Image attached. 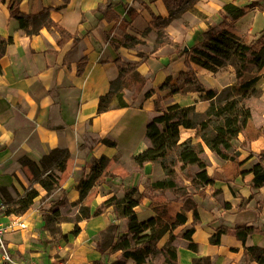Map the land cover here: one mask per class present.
<instances>
[{
    "label": "crops",
    "instance_id": "obj_1",
    "mask_svg": "<svg viewBox=\"0 0 264 264\" xmlns=\"http://www.w3.org/2000/svg\"><path fill=\"white\" fill-rule=\"evenodd\" d=\"M252 2L254 4L250 5ZM229 3L245 8L244 15L235 19L224 17L222 6ZM8 7V1L0 2V37L11 38L0 57L1 202L8 186L27 182L20 159L28 157L44 169L43 156L53 148L67 149L72 158L62 183L47 195L54 199L58 210L60 204L79 200V180L102 155L110 160L108 167L92 184L88 199L83 200L84 204L89 200L91 212L109 197L123 196L132 186L142 192L147 187L146 180L164 178L157 162H146L138 168L133 160L148 147L146 127L149 117L156 113L154 100L160 97L163 109L173 104L193 105L198 113L209 104L203 97V90H187L163 98L170 88L161 89L159 84L169 77L173 85L179 73L188 70L186 55L181 52L203 40L202 31L208 24L222 21L225 29L235 35L246 36L249 41L260 39L264 43V0H199L192 10L165 28L175 44L157 48L154 47L157 34L152 28V15H168L163 0H21L20 12L36 14L48 8L50 19L63 30L43 27L32 36L19 29ZM131 13L134 16H130ZM121 19L128 22L122 31L144 43L121 44ZM148 27L151 29L142 35ZM140 53L148 56L141 59ZM116 58L140 62L137 70L145 83L140 91L134 85L123 90L122 100L126 105L111 103L109 109L98 113L99 97L109 91L110 82L119 75ZM191 67L205 90H220L237 81L232 66L216 72L194 63ZM258 75L262 85L260 97H264V66ZM135 90L137 95L132 96ZM148 90L153 93L145 97ZM133 97L138 104H130ZM261 119L259 127L252 115L256 135L247 140L245 146H241L245 136L237 135L238 168L228 160L218 159L205 147L207 174L216 179L213 184L194 189L181 203L187 220L174 230L178 237L177 264H193V258L202 257H207L210 264H259L249 258L245 248L264 249V184L255 187L251 171L257 154L264 150V110ZM196 131V128L180 127V141L188 137L199 141ZM104 138L114 145L101 142ZM117 170H124L127 175L120 176ZM187 172L188 169L182 171L183 174ZM190 172L194 175L192 169ZM184 184L190 186L186 179ZM36 189L38 196L45 194L41 187L36 186ZM149 202L145 198L134 208L139 220L154 216ZM241 202L244 206L239 208ZM194 208L198 221L190 238L196 248L190 249L182 236L193 227ZM15 215L0 210V223H6ZM18 215L27 227L6 232L3 245L17 258L37 260L41 264H119L120 250L102 253L96 246L108 226L117 225L119 234L127 230L126 219L118 217L112 206L98 215L77 221L80 230L76 235L71 233L75 225L71 219L57 222L56 232L49 231L37 199ZM237 224H252L256 231L242 241L235 235ZM220 228H224L220 242L211 243V235ZM166 239L167 235L163 236L159 245ZM0 264L6 263L0 261ZM122 264H135V261L128 258Z\"/></svg>",
    "mask_w": 264,
    "mask_h": 264
},
{
    "label": "trees",
    "instance_id": "obj_2",
    "mask_svg": "<svg viewBox=\"0 0 264 264\" xmlns=\"http://www.w3.org/2000/svg\"><path fill=\"white\" fill-rule=\"evenodd\" d=\"M6 1L9 2L10 17L17 20L19 29L27 35L38 34L43 27H54L60 32L63 31L50 19L48 8H44L36 14H24L19 10L21 0H0L2 3ZM198 1L163 0L168 15L166 17L152 15V28L157 34L154 40L155 48L164 44H175L166 33L165 28L171 21L180 19L183 13L192 10ZM253 4V2L250 3V5ZM222 7L224 17L231 16L235 19L245 13V8L232 3ZM130 16H134V14L131 13ZM120 23L121 44L132 46L136 43H144L141 39L122 31V28L128 25L126 20L121 19ZM150 29L151 27L146 28L142 35L147 34ZM202 36L203 40L198 45L181 52L186 55L185 65L188 70L181 71L173 85L170 84V78L167 77L163 83L159 84V88H170V91L163 98L177 92L203 90V97L209 100L208 106L202 113L196 112L193 105L173 104L163 109L160 105L161 98L157 97L154 100L156 113L149 117L146 127L148 147L133 157L138 168H141L146 162H157L164 173V178L146 180L147 187L142 192L137 186H132L125 191L123 196L113 195L91 212L89 200L85 204L83 200L88 199L92 184L108 167L110 160L102 155L89 166V173L81 177L78 182L79 200L69 203L74 207L80 204L74 216L69 218L62 216L60 210L56 208L57 205L42 211L45 226L49 231L56 232L57 222L63 219H71L75 221L71 233L76 235L80 230L77 221L98 215L106 207L112 206L118 217L126 219L127 230L125 233L119 234L117 225L108 226L96 244L102 253L120 250L119 264L128 258H132L135 264H177L176 242L178 237L174 230L187 220L181 203L193 193L194 189L198 190V187L213 184L216 179L215 176L207 174L208 158L205 154V147L218 159L228 160L232 166L238 168L239 151L235 147L237 135L241 133L246 138L241 146H245L247 140L256 135L253 122H251L253 111L247 101L257 99L261 95L256 84L260 79L258 72L264 66V43L260 42V39L249 41L246 36L242 38L235 35L225 29L224 21L208 24L202 31ZM9 42H11V38L0 37V57ZM139 56L141 59H145L148 55L140 53ZM191 63L212 72H216L222 67L232 66L237 81L220 90H205L197 79ZM115 64L119 70V75L110 82L109 91L99 97L98 113L109 109L114 98L119 100V105H126L122 100L123 90L130 89L134 85L140 91L145 83L144 77L137 70L140 62H126L116 58ZM152 93L153 90H148L144 95L150 97ZM180 127L196 128V134L200 140L194 141L188 137L180 141ZM101 142L114 145L113 142L105 138L101 139ZM256 157L257 161L252 164L251 171L254 174L255 187L259 188L264 184V150ZM43 161L49 168L47 172L40 170V166L28 157L20 159L26 179L34 180L45 190V194L49 195L66 177L72 164L71 153L67 149L53 148L43 156ZM185 169H188L187 174L182 173ZM190 169L194 171V175ZM117 172L120 176L127 175L124 170H117ZM235 172L238 173L239 170ZM184 179L190 182V186L184 184ZM23 190V194L17 197L6 190L9 203L4 202L6 208L3 212L5 214H21L32 206L34 199L39 195V191L34 187H23ZM214 193H217V190ZM145 198L150 200L149 207L154 212V216L139 220L134 208ZM243 206V202L238 205L239 208ZM197 221V212L194 208L193 227L182 236L187 240V247L190 249L196 248V244L191 241L190 237ZM223 231L224 228H220L212 234L209 239L210 242L218 244ZM255 231L256 228L252 224H237L235 226V235L242 241H245L246 236ZM165 235H167L166 241L159 245L160 240ZM245 252L249 258L256 260L259 264H264L263 248L250 246L245 248ZM199 263L210 264L207 257L193 258V264Z\"/></svg>",
    "mask_w": 264,
    "mask_h": 264
},
{
    "label": "rangeland",
    "instance_id": "obj_3",
    "mask_svg": "<svg viewBox=\"0 0 264 264\" xmlns=\"http://www.w3.org/2000/svg\"><path fill=\"white\" fill-rule=\"evenodd\" d=\"M255 72V71H253ZM250 75V74H248ZM256 86L260 89L262 87L261 84H259V82L256 84ZM137 95V91H133L132 96ZM119 100L114 98L112 100L111 103H118ZM130 104H138V102H135V98L133 97V100H130ZM247 104L249 105V107L252 108L253 111V122L256 123L257 126H261L262 124V119H261V113L264 110V97H260L257 99H250L247 101ZM43 170L45 172H47L49 170L48 167H45L44 169H40ZM41 187L38 183H35L34 180H27L26 183H18L15 182L13 185H10L7 187V191L12 194L14 197L17 196H21L24 192L23 187L25 188H29V187ZM169 198V196H168ZM35 199H37V203L40 206L41 210H49L51 207L57 205L56 203H54V199L52 197L47 198L46 194H43L41 196H37ZM34 199V200H35ZM5 203H9V199L7 197V195L5 194V199H3V201H0V210H5ZM77 207L71 206L69 205V203H63L60 204V212H62V214H67V215H71L73 216L76 213Z\"/></svg>",
    "mask_w": 264,
    "mask_h": 264
},
{
    "label": "built area",
    "instance_id": "obj_4",
    "mask_svg": "<svg viewBox=\"0 0 264 264\" xmlns=\"http://www.w3.org/2000/svg\"><path fill=\"white\" fill-rule=\"evenodd\" d=\"M27 227L24 219L20 218L18 214L9 219L6 223H0V261L6 264H41L37 260H25L17 258L13 252L8 248H3L4 234L8 231L22 230Z\"/></svg>",
    "mask_w": 264,
    "mask_h": 264
},
{
    "label": "water",
    "instance_id": "obj_5",
    "mask_svg": "<svg viewBox=\"0 0 264 264\" xmlns=\"http://www.w3.org/2000/svg\"><path fill=\"white\" fill-rule=\"evenodd\" d=\"M185 49H187V48H185Z\"/></svg>",
    "mask_w": 264,
    "mask_h": 264
}]
</instances>
